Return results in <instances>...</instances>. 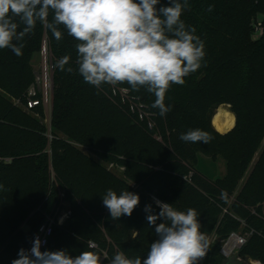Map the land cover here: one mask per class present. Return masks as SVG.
Returning <instances> with one entry per match:
<instances>
[{
  "label": "trees",
  "instance_id": "trees-1",
  "mask_svg": "<svg viewBox=\"0 0 264 264\" xmlns=\"http://www.w3.org/2000/svg\"><path fill=\"white\" fill-rule=\"evenodd\" d=\"M188 2L190 8L181 19L186 26L195 27V34L204 42L205 57L201 68L185 77L184 85L170 86L165 104L171 110L164 116L152 107L154 94L144 88L136 91L125 82L97 89L85 83L77 70V41L63 26L62 39L57 41L38 22L33 33L20 42L24 44L21 56L0 49V156L12 159L0 162V264H11L21 248L29 249L46 221L42 206L53 197L56 200L59 188L65 191L72 214L54 227L43 251L65 249L76 256L98 250L106 252L109 260L117 250L129 257L146 256L157 237L144 209L151 205L153 214L158 213L156 198L180 211L197 210L201 231L208 238V252L209 237L217 234L225 240L238 233L241 222L231 215L237 208L247 224L244 232L252 231L237 255L264 264V188L250 189L256 182L252 175L234 203L231 201L264 139V35L252 38V21L264 15V0ZM209 5L214 6L212 11H208ZM45 40L52 67L51 141L47 127L11 101L17 98L27 106L35 79L32 61ZM65 55L71 57L65 65V69L73 68L71 73L56 66ZM123 90L128 93L123 94ZM35 99L40 105L31 112L46 117L42 94L37 93ZM223 105H229L236 116L235 127L227 134L213 126V118ZM197 128L210 134L208 144L179 139L181 133ZM61 136L104 151L110 156L108 161L124 168V178H115ZM201 157L213 162L222 157L227 164L226 176L212 179L201 172ZM51 166L57 180L52 190ZM20 168L28 171L34 189L25 190L13 183ZM108 189L139 195V206L131 216L110 217L102 203ZM161 222L158 219L156 223ZM25 223L28 231L22 229ZM91 243L97 248H89ZM208 252L199 264H206ZM215 255V264H227L228 259L220 257V247Z\"/></svg>",
  "mask_w": 264,
  "mask_h": 264
},
{
  "label": "clouds",
  "instance_id": "clouds-1",
  "mask_svg": "<svg viewBox=\"0 0 264 264\" xmlns=\"http://www.w3.org/2000/svg\"><path fill=\"white\" fill-rule=\"evenodd\" d=\"M209 5L208 11L213 10ZM188 0H0V49H10L21 56L24 37L33 33L39 22L62 39L61 26L77 41L76 64L85 83L100 89L103 85L127 83L131 89H146L156 97L152 107L161 116L171 109L165 104L172 84L184 85L185 77L201 68L205 45L195 27L181 19ZM51 15V20L49 16ZM21 25L22 30L20 29ZM70 55L57 61L61 71ZM179 139L186 143L208 144L212 137L202 129H189ZM160 211L153 214L145 206L146 219L155 226L156 239L146 256L129 257L117 250L109 260L98 250L82 251L72 256L65 249L42 251L37 236L30 249L21 248L11 264H199L208 251L207 235L201 231L195 208L177 210L172 204L154 198ZM103 206L113 220L131 216L139 206L137 193L108 189ZM163 222L157 224V220ZM89 248L97 246L89 244ZM252 264H259L253 261Z\"/></svg>",
  "mask_w": 264,
  "mask_h": 264
},
{
  "label": "rangeland",
  "instance_id": "rangeland-1",
  "mask_svg": "<svg viewBox=\"0 0 264 264\" xmlns=\"http://www.w3.org/2000/svg\"><path fill=\"white\" fill-rule=\"evenodd\" d=\"M44 48H45V56H46L45 60H46V62H44V57H43ZM45 63H46V70H47L45 75L49 79L51 77V66H50V53L48 50L47 40L44 41L41 52L38 55H36V57L32 61L33 75H34L35 79H34V84L29 88V90L31 88L35 87L36 91H38V87H39L41 89L40 90L41 93H43L42 80H43V75H44ZM44 97L46 100V108H45L46 109L45 110L46 111V117H44V118H40V117L35 116L31 112V110L27 109L25 104H23L19 99L11 98V101L15 107L21 109L23 112L27 113L28 115L36 117L37 119H39L40 122L45 127H47V130H48L47 136L49 138V141H51L52 140V134L50 132L51 114H52V108H51L52 89L51 88L48 89V91H47L46 95H44ZM227 109L229 110V108H227ZM235 118H236V116H235ZM221 134H223V133H221ZM61 137L65 139L64 136H61ZM161 140L162 139H160V138L157 139V141H159V142H161ZM66 141L75 150H77L79 153H81L82 155L92 159L96 164L104 167L107 170V172L112 174L115 178H117V179H123L124 178V171L125 170L123 169V167L120 166L119 164L115 163V162L108 161L106 157H110V156L107 155L104 151H100V150L91 148L89 146L82 145L76 141H68V140H66ZM0 158L10 160V161L12 160L11 158H7V157H1L0 156ZM198 169L201 172H203L205 175H207L209 178H212V179L224 178L227 174V164L222 157H219L215 162H213V160L210 158L201 157V158H199V161H198ZM15 172H16V174L14 176V181H13L14 184L19 185L22 189H25V190L30 189V188L34 189V181L28 175V171L24 170L23 168H20V170H17ZM252 175H253L254 179L256 180V182L250 186V189H253L257 186L264 188V139H263V142L261 144L259 151L257 152L253 161L251 162L249 169L247 170V172L245 174V177L239 182V185H238L236 191L234 192V198L231 200L232 203H234L235 197L248 185V182H249ZM49 178H50V185H51V190H52L53 184H55V183L57 184V180H56L55 171H54L53 166H51ZM64 192L65 191L62 188H59V192L56 194L57 195L56 200H55V197H53V199L46 201L44 206H42V212L45 215L46 219H48V218L57 219L60 217L62 212L68 211V210L72 211L71 205H70L71 203L69 202V200L65 199V197H64L65 193ZM50 193H51V191H50ZM26 204H27V201H25L24 204L22 205L20 212H22V210L24 209ZM231 215L235 220L241 222V226H240L238 233H234V234L237 235L238 237L246 240V243L243 245V246H245L247 244V242L249 241L251 235H252V231H249V232L245 231L244 232V229L247 227V224H246L245 220H242V216H241L242 214L237 208H235L231 212ZM22 229L25 231H28L29 230L28 225L25 223L22 226ZM230 238H231V236L228 239L224 240V239H221L220 236L217 234H214L213 236L209 237L210 249L208 252L209 255L205 259L206 264H215L213 260L215 259V257H217L215 255V249L217 247H220V255H221L220 257H223L225 260L229 259V257L231 255L240 253V250L243 246L241 248H239V247L234 248L233 247L232 248L233 250L230 254L229 253H227L228 255L225 254V247L227 245L229 246ZM103 260L104 259H101V264L103 263ZM253 261H257V260L248 259V260H246L245 264H252ZM259 264H262V263L259 262Z\"/></svg>",
  "mask_w": 264,
  "mask_h": 264
},
{
  "label": "built area",
  "instance_id": "built-area-1",
  "mask_svg": "<svg viewBox=\"0 0 264 264\" xmlns=\"http://www.w3.org/2000/svg\"><path fill=\"white\" fill-rule=\"evenodd\" d=\"M263 19H264V15L263 14H259L252 21V31H253L252 38H253V40H258V39L262 38V36L264 35ZM44 66H45L44 67V75H43V80H42L43 93H41V91H40L41 89L39 87H38V91H36L35 87H33V88H31L29 90L28 102H27V106H26V108L29 109V110H32L34 107H37V106L40 105V102L35 99V97L37 96V93H41L42 94V101L41 102H42L44 108H46V100H45L44 95H46V93H47L49 88L52 89V81H51V77L48 79L47 76L45 75L46 71H47L46 70V63H45ZM51 75H52V67H51ZM122 93L123 94H127L128 91L127 90H123ZM0 162L9 163L10 160H6V159H3V158H0ZM71 214H72V212L70 210H68V211L62 212L60 217L57 218V219H50V218L46 219L45 223L39 228L37 234L35 235V237L38 236L41 239V241H42V247H41L42 251L44 250V248L47 247V245L49 243V240H50V238L53 235L54 227L56 225H62L71 216ZM233 235L234 234L231 235V238H230L229 242H231L232 239H236L237 240L236 244L233 247L234 248L235 247L241 248L246 243V240L243 239V238L238 237L237 235H236V237H234ZM91 244H93V243H91ZM31 247H32V244L29 247V249ZM226 247H225V254L228 253V245ZM232 250L230 251V253L232 252Z\"/></svg>",
  "mask_w": 264,
  "mask_h": 264
},
{
  "label": "bare ground",
  "instance_id": "bare-ground-1",
  "mask_svg": "<svg viewBox=\"0 0 264 264\" xmlns=\"http://www.w3.org/2000/svg\"><path fill=\"white\" fill-rule=\"evenodd\" d=\"M236 124L235 115L230 112L226 106L220 107L214 118L213 125L220 133L226 134L230 132ZM236 239H232L228 246V253L232 250L233 246L236 244Z\"/></svg>",
  "mask_w": 264,
  "mask_h": 264
},
{
  "label": "water",
  "instance_id": "water-1",
  "mask_svg": "<svg viewBox=\"0 0 264 264\" xmlns=\"http://www.w3.org/2000/svg\"><path fill=\"white\" fill-rule=\"evenodd\" d=\"M43 54H44V55H43V57H44V62H46V60H45V57H46V56H45V48H44ZM223 106H226L227 108H229V111L232 112V111H231V107H230L229 105H223ZM233 236L236 237L235 234H234ZM207 252H208V251H207ZM204 258H205V257H204ZM204 258H203L202 260H200L199 263H203ZM246 260H247V258H240V257H238L237 254H234V255H231V256L229 257L227 264H239V263H245Z\"/></svg>",
  "mask_w": 264,
  "mask_h": 264
},
{
  "label": "crops",
  "instance_id": "crops-1",
  "mask_svg": "<svg viewBox=\"0 0 264 264\" xmlns=\"http://www.w3.org/2000/svg\"><path fill=\"white\" fill-rule=\"evenodd\" d=\"M46 110V109H45Z\"/></svg>",
  "mask_w": 264,
  "mask_h": 264
}]
</instances>
